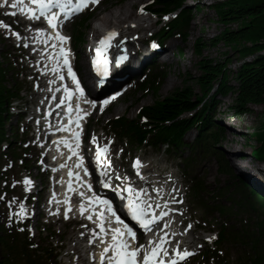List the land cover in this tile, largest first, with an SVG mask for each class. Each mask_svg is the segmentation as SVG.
Listing matches in <instances>:
<instances>
[{"label": "rangeland", "instance_id": "1", "mask_svg": "<svg viewBox=\"0 0 264 264\" xmlns=\"http://www.w3.org/2000/svg\"><path fill=\"white\" fill-rule=\"evenodd\" d=\"M145 1L147 2L149 0H140L139 2H137V0H123V1L106 0L102 4V6L99 7L97 11L92 15V18L89 22V26L83 29V32H85V44L81 46V48H78L77 51L80 52V54H83V52L85 51V46L87 45V37L89 35L90 27L96 20H99V18L103 17L106 13L110 11L119 10L121 6L128 4V3L131 4V12H133L138 3H142ZM214 1L216 4V3H221L226 0H214ZM181 2L183 3L184 8L189 9L191 11L192 22L190 23L186 31L187 34H186L185 39H179V40H175L172 42V44L173 43L175 44V47L172 49V51L176 52L177 50H180L182 52L180 57L176 55L172 57V52H171L168 55V57H171L172 62H169V61L161 62V64L165 66V74L159 86V91L157 95L155 93L145 94L144 90H136V91L131 90L128 92L126 96L122 98V100L119 103H117V105H115L112 108V110L108 114H112V116L121 115L124 113L122 112V110L127 109L126 117L129 119L135 120L137 119L136 113L141 107H145L146 105L152 104L155 101V99L158 97L161 99L168 97L175 90L184 88L186 85L187 87H190L192 89L193 93L200 95L201 91L194 83L195 78L200 74V70L198 68V61L200 58L195 52V43L197 39H202L203 43H205V48L203 50V57L211 59L212 61H218V60L222 61L224 60L225 57L228 58V62H229V67H228V72H227V74L229 75L228 82L230 83V85H234L232 74L234 73V70L239 67L240 61H242L243 58L241 59L237 52H235L233 49L223 44L222 42H218L216 45H211L210 40L218 36L220 32L223 31L224 29V26L218 22L217 20L218 18L213 8L201 7V5L198 3L199 0H181ZM127 19L128 21H130L132 18L130 16ZM77 21L78 20H76L74 24L77 23ZM74 24H72L70 27L67 28V31L71 33V35L74 34L73 32ZM102 27L104 26L102 25ZM226 28L236 30L239 28V24L233 23L227 26ZM3 38L4 37H2V35L0 34V60H2L1 59L2 55H6V58L11 63V66H14L15 64H13L12 58L16 61V63H18V60H16L17 51L15 48H12L10 46L11 44L7 43ZM261 40H259L258 43H260ZM244 45H246L247 47L250 46V44H246V42L244 43ZM238 48H241V47H238ZM251 59L252 58H246V59H243V61L249 62L251 61ZM16 69H17V72L19 73H21V70H23L22 68H16ZM12 73H13V70H10L8 73V80L11 79ZM9 83H10V80L8 84ZM22 95H24L23 92H22ZM30 99H31L30 94H27V97L25 98V100L30 101ZM212 101H215L216 105L214 107V110L209 114V117L212 121L215 122L213 124V128L216 127V128L222 129L224 139L221 145L215 148L213 152L209 151V153H205L203 149L200 147L194 148L193 151L187 147H184L180 149L177 156L181 157L182 159H185L188 157L192 158L191 161L193 162V168L188 169V171L193 170V172H189V174L191 176L197 175L198 177H200L201 178L200 180H202L205 186H208L210 190L214 191L217 194L220 192L218 190L221 187H223L221 188L223 192L222 194L223 196L230 195L232 196V198L235 197L237 199L238 195L236 194V190H237L236 186L240 183L237 181V178H235L234 175L224 174L220 172V162L217 156L220 157L221 162L223 161V163H227L229 167L230 166L233 167V163L239 164V163H242V162L244 163L248 161V159L250 160V158L248 159L242 158L241 160L239 159L238 155L240 156L241 155L248 156V154L250 155V148H253L257 145V141L254 139V137H251L250 134L253 131H256L257 129L261 127V124L264 123V116H263L261 107H258V106H250L247 109V112L238 114L236 116L233 115V113H236V112L232 107L233 97L231 95H228L224 98L216 97L212 99ZM226 108H227V111H226L227 114H223L224 113L223 111ZM226 116H229V118L227 119ZM234 118H235V121H237L236 123L230 121V119L234 120ZM246 120H249V124L244 125ZM239 121L241 124L238 123ZM15 123H16V119L13 116L10 127L15 126ZM230 123H233L234 130L233 128L231 129L227 127V124L230 125ZM90 126L93 127L94 125H90ZM195 132L196 131H192L186 136L187 143L192 144L194 142ZM8 134L11 135V132H8ZM228 134H231V137H229ZM230 138L234 139L239 144V145H235V149L241 151L239 153H236L234 158L233 157L227 158L225 155L227 154L228 149H233L232 148L233 145L231 143L229 144L226 143V141H228V139ZM151 151L154 154H156L157 157L163 158V160L167 162H173L174 164L175 163L179 164L178 158L176 156H171V155L163 153V151H159L155 149H152ZM2 159L4 160V157H0V169L5 164V163H2ZM165 161H162L160 164L155 165L153 173H157L159 171H162L166 167H169L167 166V163H165ZM172 168H174V166ZM31 172L35 174L36 170L32 168ZM2 179L4 178L1 177V174H0V191L4 188L1 185ZM37 179L38 180L40 179L39 176L37 177ZM254 182L258 184L260 183V185H262L263 189L261 188V186L258 187V189L260 190V192L264 194V174L256 176V179H254ZM210 196L211 195H208V193L204 194V199L207 201V203L219 204L222 202V201L217 202L218 200L217 198L211 199ZM223 205L225 207L229 205L227 200L223 202ZM241 210L237 205H235L232 202L231 210H229V212L230 213L235 212V214L230 216L233 218V222L230 221V225L232 226L227 225L228 227L230 228L234 227V229L236 228L242 229L243 226L245 225L244 219L248 220L247 225L251 224L252 217H254L255 215L253 216V214L251 215L249 214V212L246 215ZM1 213H2V210L0 209V214ZM251 213L253 212L251 211ZM191 214L195 216L196 218H199V215H200V211L198 210V207L194 204V202H193V206H191ZM211 215H214L213 217L218 220H224L223 216L219 214L210 213L208 217ZM0 220H1L0 224L5 223V225L8 227L9 223L6 220V217L3 218V215H0ZM64 226L65 225L62 226L61 224L59 226H50L54 230V232H49V233H47L46 226H44L46 230H43L39 227L36 229L35 238L31 240L33 243L45 244L46 241H48L50 238L49 236L50 233H54L55 237L53 236L54 238L51 241L52 245L53 246L62 245L58 264H64V260L62 258L73 236V234L70 233L71 227L66 226L65 230L69 232H66L59 240L60 234L58 233L60 231H63L62 229ZM201 226L203 227V224H201ZM47 234L49 238L47 237ZM198 235L199 233L196 230V237H198ZM200 237L202 238L201 235ZM56 239L58 240L56 241ZM198 243H202V241L199 240ZM231 245L232 246H230L226 250L225 248H223L222 251L224 254L226 253V255H229L228 257H232V259H234L235 254L237 255L239 250L235 244L232 243Z\"/></svg>", "mask_w": 264, "mask_h": 264}, {"label": "trees", "instance_id": "2", "mask_svg": "<svg viewBox=\"0 0 264 264\" xmlns=\"http://www.w3.org/2000/svg\"><path fill=\"white\" fill-rule=\"evenodd\" d=\"M159 10L168 11L169 9H180L181 16L175 23V27L186 29L190 24L192 17L191 11L184 8L180 0H158ZM217 16L218 22L224 26L223 31L218 36L211 39V45H216L218 42L229 46L238 52L240 57L261 48L258 41L264 38V0H226L223 3H217L213 7ZM86 18L80 21L77 31V42L82 43L84 35L80 31L87 26ZM237 23L239 28L236 30L225 28L230 24ZM250 42L253 47H242V43ZM241 47V48H238ZM205 43L201 39L196 42L195 52L200 58L198 68L200 74L195 78L194 83L200 89L201 95L193 93L187 85L184 88L175 90L170 96L160 99H155L154 104L146 108L147 115L153 121L164 122L168 121L169 126H163L159 135L162 140L168 142V145L178 148L183 145V136L195 120L200 121L198 136L196 143L207 145L206 152L212 148L217 138L221 134L219 129L216 132L209 131L210 122L205 114L207 111H212L215 107L212 99L216 97H233V109L237 114L247 112L250 106L261 107L264 116V55L257 56L251 63H246L238 67L237 71L232 74L234 85L228 82L227 63L228 58L224 62H214L203 57ZM6 71L0 63V142L4 137V124L6 115L8 114V105L10 100L16 93L6 87L5 82ZM187 84V82H186ZM153 93L157 95L158 89L154 88ZM202 104V111L197 113L192 120H179L178 116L186 111H195L198 105ZM124 132L130 135H142L140 128L132 121L127 122L122 120ZM255 137L257 145L252 148L254 158L264 161V123L256 131L250 134ZM210 146V147H209ZM220 170L223 173H228L227 167L224 164L220 165ZM202 183H198L196 191H201ZM246 185L241 182V185L236 186L237 194L240 197L237 199L238 205L244 208H249L256 211V229L260 235L264 234V213L258 216L260 211L257 208V201L253 196V192L246 191ZM258 212V213H257ZM4 228L0 226V264H16V257L19 255L16 241H11L12 235H6ZM222 233V240L247 239V244L250 245L249 261L242 260L241 264H264V244L258 237L250 238L247 234L239 233ZM28 260H31L29 256Z\"/></svg>", "mask_w": 264, "mask_h": 264}, {"label": "snow or ice", "instance_id": "3", "mask_svg": "<svg viewBox=\"0 0 264 264\" xmlns=\"http://www.w3.org/2000/svg\"><path fill=\"white\" fill-rule=\"evenodd\" d=\"M31 5H35V8L31 7H19L21 13H26L27 18L31 20H38L41 17L47 22L48 26L53 30L54 35H46L44 29L37 28L34 29L36 37L45 45H49V42L52 43L49 45L53 49L54 55H50L48 58L50 60H55V66L51 69L52 72L56 73V76L60 80H64L62 72L64 69L67 71L68 77L71 78L72 83L75 85V93H78L80 96H83L84 89L80 84V81L77 77V74L73 70L70 60H69V51L63 47V44L66 43L70 38L63 35L59 30V25L62 21L59 19L61 13H63V20L67 21L73 14L80 13L83 9L89 7V5L95 6L100 3V0H27ZM25 0H12L11 7L17 8L20 5H23ZM54 8L60 9L59 12L53 11ZM139 11L144 12V7L141 5ZM15 15V13H12ZM168 19V17H164ZM0 26L8 28L9 26L3 24L0 21ZM13 36H16L17 39H20L19 34L16 32H11ZM118 35L115 30H109L98 42L97 47L94 49L95 55L91 59V64L93 69L96 71L97 76L99 77V83H103L104 78L108 76V50L112 47V40ZM59 42V44H57ZM27 47V44H25ZM152 47L155 48L157 45L154 43ZM58 49V50H57ZM46 50V49H45ZM35 51V49H33ZM127 56H118L115 59V64L120 65L122 61L126 60ZM64 91V97L60 98V103L63 104L65 98L71 100L73 97V90L65 85H61ZM115 99V97H111ZM110 101L108 99L100 102V111L103 112L104 106L107 105ZM92 106H96V102L92 101ZM59 106V105H57ZM72 108L69 107L68 112L71 113ZM81 108L79 104L75 107L76 118L73 121L69 119L68 125L75 123L77 131L72 132V138L75 141L76 147L74 148L72 144H69L67 141L64 142L65 147L73 155H77L78 163L77 167H80L83 163V157L78 155L77 149L81 143V133L82 128L80 121L83 118L81 116ZM84 116L89 115V113H83ZM60 130L72 131L70 127L62 128ZM91 142L96 145V165L97 173L100 177V184L104 188H112L116 196L120 198L123 203V208L126 210L127 215L131 220L135 221L140 228L144 229L145 232L151 231V226L155 225L157 221L162 220L163 217L168 215V212L161 210L158 214L154 211V204L149 201L153 200L151 196L148 195V191L145 187H137L132 184L127 183L129 180L128 176L121 177L119 175L115 176L116 180H120L123 183V187L116 185L113 187L111 181L112 177L108 175V169L111 167V161L107 158L108 146L97 144V139L95 135L92 136ZM109 143H111L109 141ZM141 162L139 159L133 161L132 168L135 170L136 175L140 177L141 180L145 178L141 175L140 172ZM55 171V169H53ZM85 175H90L87 168L84 169ZM68 175L71 177L74 174L69 171ZM77 181L80 180L79 173L75 174ZM31 180L27 177L24 178L23 184L25 185V190L27 191L31 186ZM89 191H92V185L89 183L86 185ZM69 190H72L71 181L69 182ZM152 191L157 192V195L160 194L159 189H152ZM82 200L79 206V212L81 215H84L85 211H89L87 219L92 220L93 215L96 217L97 224L96 226L100 229L99 233L93 232L92 237L88 240L89 244L99 236L100 243L104 245L102 251L100 252V262L99 264H178V261H183L187 257L193 255L192 252L188 250H179L177 247L171 249V253L168 247L165 245L168 241L165 237L168 236V233H164L159 236V238H152L147 241V244H140L139 246H133L136 240V232L128 224L121 219V216L117 214V211L113 207V202L108 199H104L95 193L93 196L85 197L84 193H80ZM147 197V198H145ZM3 199V197H0ZM87 201V208L85 207L84 201ZM10 201L9 203H13ZM65 203H69L68 200ZM168 201H164V206H167ZM99 207V211H97ZM159 203H155V208H160ZM71 209L65 210V219H68V212ZM24 208L21 205L18 213H14L18 218H22L24 215ZM110 216L115 219L117 225H122L123 227H111L110 220H106V217ZM11 218V217H10ZM170 225V221L164 223V227L167 228ZM188 227H191L189 225ZM159 231H163L159 229ZM110 234V240H105ZM175 235V233H172ZM207 239H215L214 236L208 237ZM110 253V255H109ZM142 253V255H141ZM167 257V259H165Z\"/></svg>", "mask_w": 264, "mask_h": 264}, {"label": "bare ground", "instance_id": "4", "mask_svg": "<svg viewBox=\"0 0 264 264\" xmlns=\"http://www.w3.org/2000/svg\"><path fill=\"white\" fill-rule=\"evenodd\" d=\"M139 1L140 0H137V2H139ZM130 16L132 18L131 20H135L136 21V22L135 21H130L132 23H136L135 26L127 24V21H128L127 18L130 17ZM153 23L154 22L151 19H149L147 17H139L138 14L135 13L134 11L131 12V4L128 3V4H125V5L121 6V8H119V10L110 11V12L106 13L103 17L99 18V20H96L91 25V34H92V36L94 34H95L94 36L100 34L101 33L100 28H101L102 25L105 28H107V29L116 27V28H119L118 30L120 32H122V31H124V32H132L131 34H134L135 32H137V30L143 29L142 28L143 24H147L148 25L147 29H145V30H148V28L153 26ZM193 23H195V22H193ZM130 26H133V27H130ZM260 44L264 45V40H261ZM174 47H175V44H172L168 48H169V50L172 51V49ZM262 54H264V51L262 52ZM165 60L169 61V62H172L171 57H168ZM85 75H86V73H85ZM126 111H127V109H123L122 110V112H124L125 114H126ZM226 111H227V108L223 111L224 112L223 114H227ZM226 118L228 119L229 116H226ZM230 121H232L234 123L237 122V121H235V119L234 120L230 119ZM238 123H240V121ZM246 124H249V120L245 121L244 125H246ZM233 126H234L233 123H230V125L227 124V127L231 128V129L233 128V130H234ZM229 133H231V132H229ZM228 135H229V137H231V134H228ZM226 143L227 144L231 143L233 145V147H232L233 149H228L227 150V154H225L227 158H230L231 156H234L235 152H241V151L235 149V145H239V144L234 139L230 138V139H228V141H226ZM239 158H241V157H239ZM243 158L248 159V157H243ZM249 165H251V161H246L244 163L242 162V163H239V164L237 163L235 165L233 163V166H235V168H237L239 170L241 169V170L247 172L248 174H250L251 172L255 171V169H256L254 166H253V169L250 168ZM174 231H175V229H173V232ZM79 234H81V231H79ZM81 247H82L81 246V242H80V239L78 238V236L76 237V239H72V241L70 242L69 248L66 250L65 258L67 259V257L71 253L75 254V256L71 260L67 259V262L71 261L72 263L75 262L76 264H78V263L82 264L88 259V257L90 258L92 256V253H90L88 256L82 254L81 250H80ZM88 264H92V263L90 262Z\"/></svg>", "mask_w": 264, "mask_h": 264}]
</instances>
